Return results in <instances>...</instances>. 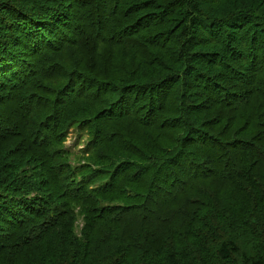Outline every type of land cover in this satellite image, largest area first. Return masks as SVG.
<instances>
[{"label":"trees","instance_id":"1","mask_svg":"<svg viewBox=\"0 0 264 264\" xmlns=\"http://www.w3.org/2000/svg\"><path fill=\"white\" fill-rule=\"evenodd\" d=\"M260 167L264 0H0V264H97L94 240L125 264L116 225L154 234Z\"/></svg>","mask_w":264,"mask_h":264},{"label":"rangeland","instance_id":"2","mask_svg":"<svg viewBox=\"0 0 264 264\" xmlns=\"http://www.w3.org/2000/svg\"><path fill=\"white\" fill-rule=\"evenodd\" d=\"M223 10V7L218 6L211 11L220 14ZM246 132L240 130L238 134L246 136ZM75 140L76 137L71 134L65 145L68 150L77 153L84 146L83 143L73 146ZM260 171L263 172L259 176L261 188H264V167H260ZM212 191L214 195L208 207L198 209L199 214L192 217L188 215L187 218L177 217L178 220L171 218L149 236H138L141 227L137 229V225H116V237L112 234L107 236L116 239L114 241L118 249L114 251L115 258L122 260L125 254L123 249L128 253L122 260L125 264H169V253H173L177 264H248L251 260L264 261V189ZM194 212L195 209L189 211L190 214ZM75 224L76 234L80 236L83 217H79ZM96 242H92V260L98 261L97 264H106L108 259L112 264L113 259L108 257L107 249L103 246L105 243L100 246ZM222 242L234 243L239 248L238 253L228 260L220 259L217 249ZM46 249L47 246L40 247L39 255ZM147 249L149 253L144 252ZM34 252L38 255L37 249Z\"/></svg>","mask_w":264,"mask_h":264}]
</instances>
